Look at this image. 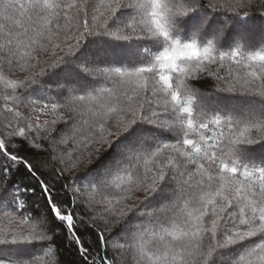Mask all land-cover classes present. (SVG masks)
<instances>
[{"label": "snow or ice", "instance_id": "snow-or-ice-1", "mask_svg": "<svg viewBox=\"0 0 264 264\" xmlns=\"http://www.w3.org/2000/svg\"><path fill=\"white\" fill-rule=\"evenodd\" d=\"M62 248L264 264V0H0V264Z\"/></svg>", "mask_w": 264, "mask_h": 264}, {"label": "trees", "instance_id": "trees-1", "mask_svg": "<svg viewBox=\"0 0 264 264\" xmlns=\"http://www.w3.org/2000/svg\"><path fill=\"white\" fill-rule=\"evenodd\" d=\"M19 178V177H18ZM62 264H73L75 253L71 249H61Z\"/></svg>", "mask_w": 264, "mask_h": 264}]
</instances>
